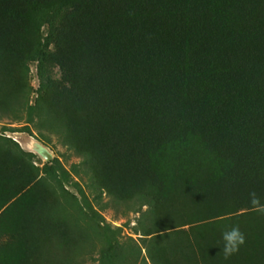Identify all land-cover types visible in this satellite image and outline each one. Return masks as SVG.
Wrapping results in <instances>:
<instances>
[{
    "label": "trees",
    "instance_id": "16d2710c",
    "mask_svg": "<svg viewBox=\"0 0 264 264\" xmlns=\"http://www.w3.org/2000/svg\"><path fill=\"white\" fill-rule=\"evenodd\" d=\"M3 119L54 137L98 192L72 206L88 231L53 216L61 162L1 138L0 264H75L93 238L98 264H264V0H0ZM93 203L139 214L140 246Z\"/></svg>",
    "mask_w": 264,
    "mask_h": 264
},
{
    "label": "rangeland",
    "instance_id": "374dc122",
    "mask_svg": "<svg viewBox=\"0 0 264 264\" xmlns=\"http://www.w3.org/2000/svg\"><path fill=\"white\" fill-rule=\"evenodd\" d=\"M48 16H45L39 22V36L42 42V45L46 44V39L48 37L51 26L54 22L57 21L60 12L59 9H54L50 12ZM30 85L33 90L32 101L37 96V90L39 87V80L37 76V64H32L30 66ZM24 124H9L6 120H0V139L1 138H10L13 142H16L19 147L25 151L34 154L33 162L36 166L40 168L45 164V161L28 150L27 145L34 141L43 145L48 151L52 154L53 158L58 159L61 162L63 169L68 173V181L64 183L65 193H59L62 197L60 198L59 205L54 208L52 215L59 217L63 220H66L70 225L78 224L83 231H88L87 225L83 221L79 220L77 213L72 209L74 202L77 204H82L83 200L88 202H93L94 196L97 194L98 190L91 178L90 174L85 170V168L80 164V160L73 156L70 152L66 151L64 147L59 145L54 137H51L50 144H44L40 141V131L35 128L34 125H29L31 129V135L27 134L24 131H21L20 128L24 127ZM40 131V132H39ZM50 137V136H49ZM106 199L103 198V202ZM93 208L99 212L102 218L109 223L112 227L118 228L120 230V236L122 239L127 240L126 245L130 247L140 246L141 236L134 234L133 229L135 228L136 221L139 217V214L128 213L126 216L120 215L118 211L114 209L100 210L94 203ZM93 238V237H91ZM132 241V242H131ZM93 243V244H92ZM92 243L82 244L81 248L83 249V255L77 259L75 264H98V252L100 249V242L98 238H93Z\"/></svg>",
    "mask_w": 264,
    "mask_h": 264
},
{
    "label": "clouds",
    "instance_id": "9594fccd",
    "mask_svg": "<svg viewBox=\"0 0 264 264\" xmlns=\"http://www.w3.org/2000/svg\"><path fill=\"white\" fill-rule=\"evenodd\" d=\"M249 203L253 209L264 215V203H261L260 197L255 191L249 192ZM222 251L225 259L236 254L242 245L245 244L246 238L239 226H233L222 233Z\"/></svg>",
    "mask_w": 264,
    "mask_h": 264
},
{
    "label": "water",
    "instance_id": "95a60500",
    "mask_svg": "<svg viewBox=\"0 0 264 264\" xmlns=\"http://www.w3.org/2000/svg\"><path fill=\"white\" fill-rule=\"evenodd\" d=\"M27 148L28 150L40 156L45 161V163H48L54 159L52 154L48 151V149H46L43 145L39 143L31 141L27 145Z\"/></svg>",
    "mask_w": 264,
    "mask_h": 264
}]
</instances>
